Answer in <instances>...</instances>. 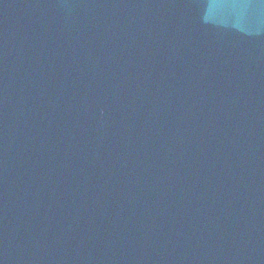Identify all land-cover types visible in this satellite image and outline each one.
Listing matches in <instances>:
<instances>
[{
  "label": "water",
  "instance_id": "1",
  "mask_svg": "<svg viewBox=\"0 0 264 264\" xmlns=\"http://www.w3.org/2000/svg\"><path fill=\"white\" fill-rule=\"evenodd\" d=\"M0 264H264V0H0Z\"/></svg>",
  "mask_w": 264,
  "mask_h": 264
}]
</instances>
